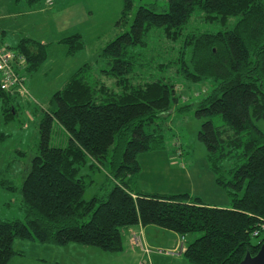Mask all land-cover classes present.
Masks as SVG:
<instances>
[{"label":"trees","instance_id":"16d2710c","mask_svg":"<svg viewBox=\"0 0 264 264\" xmlns=\"http://www.w3.org/2000/svg\"><path fill=\"white\" fill-rule=\"evenodd\" d=\"M44 1L17 0L32 7ZM123 2L126 19L133 0ZM196 10L224 28L237 18L231 29L188 34L174 62L187 82H217L195 106L196 117L204 120L198 140L206 148L216 184L227 191L232 207L208 205L186 193L135 190L131 180L141 172L139 155L163 148L164 133L154 126L178 102L177 87L155 79L129 85L120 96L99 99L88 87L93 74L86 76L84 70L91 68L86 64L53 95L50 110L44 112L38 153L22 186L17 188L6 172L0 174V188L19 191L25 214L24 222L0 220V264H10L17 239L120 252L124 230L136 225L168 230L184 242L187 236L200 234L179 249L186 264H240L247 253L259 251L264 244V132L255 122L264 121V2L168 0L163 12H157L155 4L139 7L129 31L109 43L101 57L117 77L128 79L140 63L150 31L161 29L176 41ZM59 43L69 54L84 49L80 34ZM50 45L23 38L10 47L26 61L25 72L33 74L48 58ZM20 108L18 95L0 89V121L11 122ZM55 125L68 136L64 146L51 145ZM88 159L107 162L110 171L100 193L86 201L87 184L79 174Z\"/></svg>","mask_w":264,"mask_h":264},{"label":"rangeland","instance_id":"374dc122","mask_svg":"<svg viewBox=\"0 0 264 264\" xmlns=\"http://www.w3.org/2000/svg\"><path fill=\"white\" fill-rule=\"evenodd\" d=\"M24 4L17 0H0V39L4 30L7 33L4 41L13 47V41L19 36H29L51 45L48 58L38 71L26 73V61L20 66L24 88L11 93L20 97L21 108L11 122L0 121V174L6 172L17 188L22 186L31 160L38 153L40 122L44 112L50 110L53 95L66 85L77 70L89 64L91 68L85 69L84 73L89 76L92 72L93 79L88 87L99 99L115 94L120 96L129 85L135 87L155 79L171 82L177 87L178 102L170 114L164 115L154 126L160 127L164 133L163 148L139 155L141 172L131 180L133 188L149 194L186 193L208 205L223 209L232 207L227 191L216 184L215 174L207 161L206 148L198 140L204 120L196 117L195 106L211 94L217 82H187L177 72L174 62L181 56L188 34L231 29L237 18H231L224 28L219 22H208L206 15L196 10L182 37L176 41L168 39L163 30L152 29L146 47L140 51L139 65L126 79L110 71L111 66L101 57L103 50L118 36L129 31L139 7L155 4L157 12H163L167 10L168 0H133L132 11L126 19L122 17L123 0H45L34 7ZM37 8L43 10L26 13ZM74 34L82 36L84 49L69 54L67 47L58 42ZM186 106H190L188 111H180ZM255 124L264 132V121ZM67 139L65 131L55 125L51 145L64 146ZM109 171L107 162L99 164L88 159L83 164L79 175L87 184L86 201L100 193ZM0 220L25 221L19 191L0 188ZM132 228L123 232V250L120 252H106L79 244L59 247L17 239L13 246L16 255L10 264H186L184 256L177 255L180 247L177 251L171 248V235H164L171 234L169 231L147 226L146 229L151 230L147 237L157 246L146 254L141 246H129V239L131 242L134 233L128 231ZM200 236H187L183 241L184 248ZM139 248L143 250V255L139 253Z\"/></svg>","mask_w":264,"mask_h":264},{"label":"built area","instance_id":"2783aa9c","mask_svg":"<svg viewBox=\"0 0 264 264\" xmlns=\"http://www.w3.org/2000/svg\"><path fill=\"white\" fill-rule=\"evenodd\" d=\"M24 62V58L19 56L11 49L8 44L0 43V89L5 92L19 91L24 88V84L21 83L22 73L20 71V66ZM23 81V79H22ZM264 230V227H262ZM258 236L259 233L254 234ZM180 243V251L184 249L183 240ZM131 243L134 246H142V240L140 236L133 235L131 238ZM146 254L149 253L148 249H143ZM151 264V262H149Z\"/></svg>","mask_w":264,"mask_h":264},{"label":"crops","instance_id":"0c3cea01","mask_svg":"<svg viewBox=\"0 0 264 264\" xmlns=\"http://www.w3.org/2000/svg\"><path fill=\"white\" fill-rule=\"evenodd\" d=\"M24 5H26V4H24ZM40 10H43L42 8H37V9H31L30 11H28V12H26V13H28V14H30V13H32V12H34V11H40ZM7 36V33H6V31H2V35H1V39H0V43H2V44H8V43H6L5 41H4V39L3 38H5ZM23 38H31V37H29V36H19L18 37V39L16 40V41H13L14 42V46H17V44L19 43V41L21 40V39H23ZM31 39H33V38H31ZM63 39V38H62ZM36 40V39H35ZM37 41H39V40H37ZM41 43H43V44H45L44 42H42V41H40ZM60 42V41H59ZM58 42V43H59ZM49 44V43H48ZM9 45V44H8ZM9 46H11V45H9ZM11 47H13V46H11ZM132 228V227H131ZM147 227H143V226H141V225H136V226H133V228L131 229V230H129L128 232L130 233V234H135V235H138V236H140V238H141V240H142V246H143V248L142 249H148V250H151V249H153V248H155L157 245H155V243H153V242H151V241H149L150 239H148V237L147 236H149V234L151 233V230H147L146 229ZM159 228V227H158ZM128 229V228H127ZM127 229H125V230H127ZM160 229H162V228H160ZM124 230V231H125ZM161 231V230H160ZM168 231V230H167ZM170 232V231H169ZM164 233H168V232H164ZM171 234H164L165 236H167V235H171L170 237L173 239V244H172V246H171V248L173 249V251H177V249H178V246H180V237H179V235L178 234H176V233H173V232H170ZM173 236H174V238H173ZM171 239V240H172ZM129 246H133V244L130 242V239H129ZM165 246V245H164ZM166 247L168 248V246L166 245ZM137 248V247H136ZM140 250H136L137 252L138 251H140L139 253H142V255H143V250L141 249V248H139ZM159 252H162L163 250H161V249H157ZM136 251H133V252H136ZM168 252H170V251H168ZM153 253V252H152ZM136 255H139L138 253L136 254ZM152 255V254H151ZM154 255V254H153ZM159 255H161V254H159ZM177 255H181L180 253H178ZM162 256V255H161ZM182 256V255H181ZM142 259V258H141ZM152 259H153V257H152ZM154 261V260H153ZM152 263V262H151ZM169 263V262H168ZM139 264H140V262H139ZM170 264V263H169Z\"/></svg>","mask_w":264,"mask_h":264},{"label":"water","instance_id":"95a60500","mask_svg":"<svg viewBox=\"0 0 264 264\" xmlns=\"http://www.w3.org/2000/svg\"><path fill=\"white\" fill-rule=\"evenodd\" d=\"M240 264H264V244L255 255L247 253Z\"/></svg>","mask_w":264,"mask_h":264}]
</instances>
